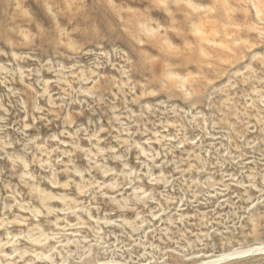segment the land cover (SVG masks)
I'll use <instances>...</instances> for the list:
<instances>
[{
	"label": "rangeland",
	"instance_id": "374dc122",
	"mask_svg": "<svg viewBox=\"0 0 264 264\" xmlns=\"http://www.w3.org/2000/svg\"><path fill=\"white\" fill-rule=\"evenodd\" d=\"M263 242L264 0H0V264Z\"/></svg>",
	"mask_w": 264,
	"mask_h": 264
},
{
	"label": "bare ground",
	"instance_id": "6f19581e",
	"mask_svg": "<svg viewBox=\"0 0 264 264\" xmlns=\"http://www.w3.org/2000/svg\"><path fill=\"white\" fill-rule=\"evenodd\" d=\"M247 254H249V255H251V254H253V255L264 254V242L261 243V244H258L256 246L249 247V248L230 250L229 252L221 254L218 258H209L208 261L207 260H203L201 262H197V263H194V264H213V263L218 262V261L220 262V261L234 259V258L239 257V256H246ZM97 264H126V263L110 260L108 262H100V261H98Z\"/></svg>",
	"mask_w": 264,
	"mask_h": 264
}]
</instances>
